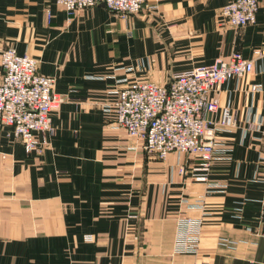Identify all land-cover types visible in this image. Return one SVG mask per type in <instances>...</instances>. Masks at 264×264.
<instances>
[{
  "label": "crops",
  "instance_id": "obj_1",
  "mask_svg": "<svg viewBox=\"0 0 264 264\" xmlns=\"http://www.w3.org/2000/svg\"><path fill=\"white\" fill-rule=\"evenodd\" d=\"M227 1L148 0L122 18L102 3L69 15L56 0H0V51L36 59L67 98L41 153L0 129V264H264V56L254 57L264 3L234 29L220 14ZM235 52L255 71L211 95L220 109L209 119L228 108L235 122L217 134L229 151L208 171L198 156L159 160L111 128L104 108L127 83L166 85ZM205 172L213 192L194 178ZM191 235L198 252L175 253Z\"/></svg>",
  "mask_w": 264,
  "mask_h": 264
},
{
  "label": "built area",
  "instance_id": "obj_2",
  "mask_svg": "<svg viewBox=\"0 0 264 264\" xmlns=\"http://www.w3.org/2000/svg\"><path fill=\"white\" fill-rule=\"evenodd\" d=\"M148 0H56L69 15L80 9L104 4L122 18L137 15ZM264 0H228L220 14L227 27L240 29L254 24ZM51 13L48 12V18ZM264 56V49L254 52L255 58ZM255 58L246 59L233 53L228 60L218 59L208 66L195 67L173 75L166 85L143 80L127 83L117 92L118 100L106 113L115 117L113 130L123 129L131 137L143 142L144 150L159 160L170 153L198 156L201 166L208 171L217 153L229 150L217 139L219 132L234 126L229 109L219 121L209 115L220 109L218 99L211 97L229 80L237 81L255 71ZM0 129L9 128L8 135L20 141L27 153H41L50 142L55 129L51 114L67 100L56 91V78L38 71V61L29 55H19L8 47L0 51ZM261 91L253 85L251 93ZM42 135V139L38 137ZM224 149V150H223ZM6 158L5 154L1 155ZM198 181L208 182L207 172L196 174ZM264 185V180H263ZM210 192L217 189L208 182ZM262 205L264 206V187ZM264 235V227L261 230ZM197 235L177 240L175 253L196 254Z\"/></svg>",
  "mask_w": 264,
  "mask_h": 264
}]
</instances>
